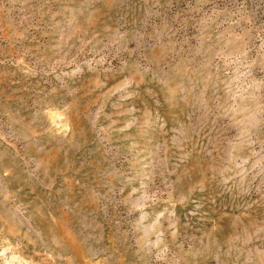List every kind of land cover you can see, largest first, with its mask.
I'll return each mask as SVG.
<instances>
[{"label":"rangeland","instance_id":"1","mask_svg":"<svg viewBox=\"0 0 264 264\" xmlns=\"http://www.w3.org/2000/svg\"><path fill=\"white\" fill-rule=\"evenodd\" d=\"M0 264H264V0H0Z\"/></svg>","mask_w":264,"mask_h":264}]
</instances>
